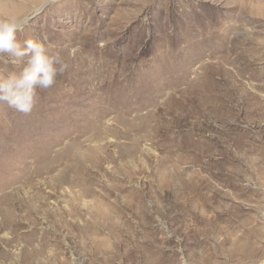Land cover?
Listing matches in <instances>:
<instances>
[{"label": "rangeland", "instance_id": "1", "mask_svg": "<svg viewBox=\"0 0 264 264\" xmlns=\"http://www.w3.org/2000/svg\"><path fill=\"white\" fill-rule=\"evenodd\" d=\"M44 3L0 0L66 65L0 102V264H261L264 0Z\"/></svg>", "mask_w": 264, "mask_h": 264}, {"label": "clouds", "instance_id": "2", "mask_svg": "<svg viewBox=\"0 0 264 264\" xmlns=\"http://www.w3.org/2000/svg\"><path fill=\"white\" fill-rule=\"evenodd\" d=\"M47 7L41 5L37 14ZM31 17H0V57L6 56L11 71L0 76V102L27 114L37 101V89H49L65 70L63 57L39 38L21 40V33Z\"/></svg>", "mask_w": 264, "mask_h": 264}, {"label": "bare ground", "instance_id": "3", "mask_svg": "<svg viewBox=\"0 0 264 264\" xmlns=\"http://www.w3.org/2000/svg\"><path fill=\"white\" fill-rule=\"evenodd\" d=\"M138 135V134H137ZM185 172V171H184ZM187 176V175H186ZM174 177V176H173ZM107 215L105 216V219L106 220H108L107 219ZM96 223V222H95ZM108 223V222H107ZM97 224V223H96ZM96 229V228H95ZM94 230H92L91 232H93ZM84 235V234H83ZM96 238V237H95ZM88 242H89V245H88V247H89V249H90V251L91 252H93V254L94 253H96L97 251H99V250H102V251H104V253H106V252H108V244L105 242V241H102V240H95L94 238H92V239H89L88 240ZM110 249V248H109ZM42 254V252H39V254H37V253H35V256L33 257V259H38V257H39V255H41ZM41 258V257H40ZM46 258V257H45ZM28 259H30V258H28ZM33 259H30V261L32 262L33 261ZM43 259V258H42ZM34 263V262H33ZM42 264V263H41ZM261 264H264V261L263 262H261Z\"/></svg>", "mask_w": 264, "mask_h": 264}]
</instances>
